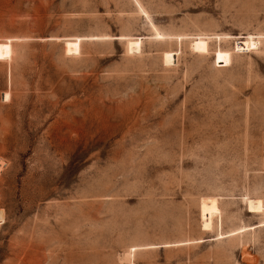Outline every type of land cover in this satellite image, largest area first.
I'll return each mask as SVG.
<instances>
[{
  "label": "rangeland",
  "instance_id": "1",
  "mask_svg": "<svg viewBox=\"0 0 264 264\" xmlns=\"http://www.w3.org/2000/svg\"><path fill=\"white\" fill-rule=\"evenodd\" d=\"M250 201L264 0H0V264H264Z\"/></svg>",
  "mask_w": 264,
  "mask_h": 264
},
{
  "label": "bare ground",
  "instance_id": "2",
  "mask_svg": "<svg viewBox=\"0 0 264 264\" xmlns=\"http://www.w3.org/2000/svg\"><path fill=\"white\" fill-rule=\"evenodd\" d=\"M252 44L255 45L254 42ZM193 46L200 50H205V42L201 39L196 40ZM249 208L251 212H261L263 210V203L261 201H250ZM201 213L203 218V228L210 229L213 225L214 217L220 213L218 199L215 197H206L201 201ZM137 248H132V252Z\"/></svg>",
  "mask_w": 264,
  "mask_h": 264
}]
</instances>
